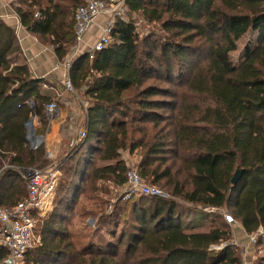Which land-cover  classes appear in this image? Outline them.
I'll list each match as a JSON object with an SVG mask.
<instances>
[{"label": "trees", "instance_id": "obj_1", "mask_svg": "<svg viewBox=\"0 0 264 264\" xmlns=\"http://www.w3.org/2000/svg\"><path fill=\"white\" fill-rule=\"evenodd\" d=\"M88 1L16 0L13 8L26 32L64 62L78 46L75 12ZM126 5V14L141 16L159 33L140 36L135 19L118 18L106 49L72 63L69 79L87 104V136L60 163L55 209L25 264H243L229 225L195 231L175 200L227 209L249 236L264 227V0ZM252 33L257 41L236 64L231 55ZM21 53L17 34L0 21L3 209L27 197L28 170L52 164L44 145L31 147L26 125L33 115L45 120L56 95L29 65H13ZM32 98L34 110L26 104ZM122 152L140 155L141 177L168 190L170 199L133 197L100 213L90 236L73 234L67 224L81 195L92 200L96 192L109 195L106 184L111 194L125 185ZM238 169L243 175L233 185ZM91 213L87 208L82 216Z\"/></svg>", "mask_w": 264, "mask_h": 264}, {"label": "built area", "instance_id": "obj_2", "mask_svg": "<svg viewBox=\"0 0 264 264\" xmlns=\"http://www.w3.org/2000/svg\"><path fill=\"white\" fill-rule=\"evenodd\" d=\"M127 9L126 0H89L85 6L78 7L75 12V36L78 45L82 43L84 36L98 18L107 16L106 22L99 29V36L92 48L85 53L90 59H94L97 52L103 51L111 43V34L116 19L122 18ZM42 18L41 14L37 15ZM78 47V46H77ZM77 52V49H75ZM72 63H66L70 70ZM64 88L69 94L75 95V91L69 76L63 82ZM47 88L48 86H44ZM26 104L31 110L35 109L34 99H29ZM87 106V105H86ZM58 104L52 102L46 106L47 117L53 116L58 111ZM37 116L33 115L27 123L28 132L34 130ZM87 133L82 127L78 129L77 141L86 138ZM30 145L33 149L41 146V141L31 135ZM77 143V142H76ZM125 161V160H124ZM128 167L127 181L117 193L116 197H122L129 201L133 197H163L162 191L147 184L141 177L138 163L125 161ZM57 165L46 169L33 168L26 172L28 195L16 206L3 209L0 208V264H25V256L40 239L35 237V231L39 223H43L52 211L57 185L60 178ZM40 238V237H39ZM264 238V227L250 236V242L255 245Z\"/></svg>", "mask_w": 264, "mask_h": 264}, {"label": "crops", "instance_id": "obj_3", "mask_svg": "<svg viewBox=\"0 0 264 264\" xmlns=\"http://www.w3.org/2000/svg\"><path fill=\"white\" fill-rule=\"evenodd\" d=\"M16 0H0V21L11 28L18 36L22 53L14 56L13 65H29L36 79H44L47 88L45 91L54 93L53 102L58 104V111L51 117L42 120L37 117L34 127L35 136L44 145L46 157L55 167L54 160L67 147H72L77 142L78 129L82 127L85 119L86 102L82 95L67 93L63 82L69 76L66 63H73L80 56L87 53L94 46L99 36V29L105 24L107 16L98 18L90 27L82 43L78 45L77 52L73 50L64 62L57 58L53 47L43 44L37 37L30 35L22 27L20 20L13 8ZM42 137V138H41ZM28 139V130H27ZM29 141V139H28ZM30 143V142H29ZM124 160V159H123ZM235 245H238L243 253V264H255L258 258L264 257L262 244L253 245L250 236L245 233L240 224L233 228Z\"/></svg>", "mask_w": 264, "mask_h": 264}, {"label": "rangeland", "instance_id": "obj_4", "mask_svg": "<svg viewBox=\"0 0 264 264\" xmlns=\"http://www.w3.org/2000/svg\"><path fill=\"white\" fill-rule=\"evenodd\" d=\"M126 13L127 12L125 11L122 18H125V20L135 19L137 23V31L140 34V36L148 35L152 31L159 33V30L154 29L155 28L154 25L147 24L145 21L142 20L141 16L140 17L139 15L129 16ZM70 17L71 16H69L68 18L69 20H71ZM71 18L73 19V17ZM257 38H258V34L252 33L246 36L244 39H242L238 43V50L231 55L232 60L236 64H239L241 62L247 48L250 46H253V44L257 41ZM78 143L79 142L77 141V143H75L72 147H67L66 150L64 149L61 152V154L56 157V159L54 160V163H56L58 169H59L61 161L69 155L70 151ZM139 156L140 155H137V154L130 155L128 152H122V158L125 161H130L131 163H139L140 161ZM101 164H103V162H99V161L96 162V166H99ZM60 173H61L60 175L61 177L59 178L60 181H59L58 188L64 179V172H60ZM153 186L159 188L162 191V195L164 196L160 198L162 199L166 198L167 200L170 199V195H169L170 192L168 190L166 191L159 185H153ZM102 187L105 188V189H102L103 191L108 189L109 195L104 194L101 191V192H96V194L92 196L93 198L92 200H89V199L87 200L84 194L81 195L80 198H78V205L74 208L73 213L71 214V217L69 218L68 224H67L68 228L72 231L73 234H76L77 236L79 235L80 236H90L91 231H94L98 227V224L100 221V213L106 212L110 214L111 212L114 211L115 205L117 203L125 204L128 202V201L123 200L122 197L120 198L116 197L120 189L115 190L113 194H111L109 185L106 184ZM58 188H57V193L55 194L52 211L55 209L54 207H55V200H57V196H58ZM85 190H87V187ZM85 193L86 195L89 194L88 191H85ZM175 201L178 205V211H182L185 214L187 213V217L185 221L189 223V226L193 227L195 231H201L205 233V232H209L211 228H218V227L224 228L225 225H229L233 232V228L237 227V225L239 224L233 221L227 209L207 208L202 205L193 206L185 202L184 200H180V199H176ZM87 208L92 213L90 215L86 214L85 216H82L83 210ZM41 229H42V223H39L35 231V237L37 239L41 238ZM233 243H235V240L233 241ZM262 251H263V256H264V241H263Z\"/></svg>", "mask_w": 264, "mask_h": 264}, {"label": "water", "instance_id": "obj_5", "mask_svg": "<svg viewBox=\"0 0 264 264\" xmlns=\"http://www.w3.org/2000/svg\"><path fill=\"white\" fill-rule=\"evenodd\" d=\"M31 135L35 136V131L34 130H31V131L28 132V139H29V141H30ZM242 175H243V170L238 169L236 171L233 179H232V184L233 185H236L240 181V179L242 178Z\"/></svg>", "mask_w": 264, "mask_h": 264}]
</instances>
